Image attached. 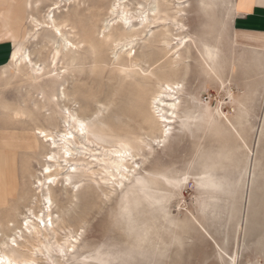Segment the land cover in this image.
Masks as SVG:
<instances>
[{
	"label": "snow or ice",
	"instance_id": "snow-or-ice-1",
	"mask_svg": "<svg viewBox=\"0 0 264 264\" xmlns=\"http://www.w3.org/2000/svg\"><path fill=\"white\" fill-rule=\"evenodd\" d=\"M61 6V3L44 4L43 0L35 3L36 12L30 15L34 30L22 40L16 41L13 61H22L25 67L32 65L24 44L35 35L44 34L53 42L52 59L47 62L51 67L35 64L30 76L25 78L39 84L45 79V71L52 78L69 72L78 66L75 58L71 60V67L60 66L62 72L53 70L57 69L62 56L65 64L68 63L69 52L75 54L77 50L90 48L91 55L95 57L98 48L107 50L111 57L110 66L119 70L122 79L140 80L146 93L151 90L145 98L148 123L152 130L147 135H122L113 130L110 135L97 136V127L116 108V94L106 99L104 94L92 91L85 93L84 102L80 103L79 94L66 95L63 88L47 98L41 93L40 99L45 101V106H36L33 119L41 113L51 115L48 107L50 103L54 102L59 108L55 131L41 130L39 126L36 129L38 136L51 142L53 150L52 154L45 153V160L49 163L42 165L41 176L33 180L34 186L41 189L42 202L39 211L33 206L26 212L22 227L8 224L6 227L9 231L0 233V264H166L164 257L167 246L154 244L151 249L146 247L152 229L137 222L135 211L140 205L137 203L136 209L133 208L129 193L150 192L149 201L154 215L163 218L172 228L178 225L169 215V200L175 195L174 189L181 190L191 182L194 170L203 171V175L197 177L196 185L203 192L234 194L238 185L227 175H216L218 169L233 160V151L223 149L199 159L184 157L179 161L173 159L171 152L172 145L178 140L175 135L177 124L179 130L184 132L194 128L191 120L186 116L182 118L179 110L186 88L182 75L184 49L190 42L196 43L198 48L203 44L202 56L213 78L217 77L215 61L219 49L209 45L207 40L198 42L192 36L188 40L182 38L181 32L186 34L187 30L180 21L192 7L187 0H177L175 3H168L167 0L164 3L160 0H110L103 6L91 8L88 4H78L76 13L79 19L83 21L85 18L79 16L80 9H88L86 15H96L98 11V19L103 25L100 27L98 24L91 41L83 43L69 39V33H79L69 9H65L69 14L61 20L53 15L54 10ZM32 7L30 2L28 8ZM209 7L211 5L207 3L199 5L202 11ZM173 25L180 31L172 33L170 28ZM224 26H227V21ZM133 30L143 32L145 40L159 37L156 47L166 53L168 61L173 62L175 79L155 83L158 61L160 64L164 61L159 57L148 59L146 55L138 53L136 44L140 37L129 35ZM121 53L126 55V62ZM220 87L224 88L222 80ZM161 89L170 94V110H161ZM191 99L194 103L200 102L194 97ZM0 111L11 113L10 103L0 100ZM216 111L219 114L220 110ZM20 116L21 110L15 109L13 118L18 119ZM90 145H94L95 150ZM102 147L103 151H100ZM53 163L62 169L65 186V195L62 199L57 197L55 201L51 193L45 194L42 191L45 184L51 187L56 182ZM146 166L148 170H145ZM116 197L120 198V205L119 211L112 218L111 227L122 229L134 237V242L125 245L113 243L104 254L100 250L92 252L85 246L89 225L85 205L97 199L113 201ZM215 202L214 197H200L197 201L198 212L205 217L209 213L216 217ZM54 206L55 219L52 216ZM169 234L174 241H178L174 233ZM29 240L33 243L29 244ZM259 248L260 256L255 264H264V239L260 241ZM8 252L12 253L11 257L6 256ZM219 255L221 264H239L237 255L228 253L226 249L220 251ZM248 264H253V261L249 260Z\"/></svg>",
	"mask_w": 264,
	"mask_h": 264
},
{
	"label": "rangeland",
	"instance_id": "rangeland-1",
	"mask_svg": "<svg viewBox=\"0 0 264 264\" xmlns=\"http://www.w3.org/2000/svg\"><path fill=\"white\" fill-rule=\"evenodd\" d=\"M162 1L165 2V0L160 2L164 3ZM109 2L110 0H71V3L69 0H43V3L48 5L61 3V8L53 12L58 20L69 14L65 9L70 10L79 33L78 35L69 33V39L79 40L81 43L85 42L84 37L89 34L94 37L98 24L100 27L103 25L98 19V11L96 15H86L88 9H80L79 16L85 18L83 21L79 19L76 13L77 5L88 4L91 8ZM189 3L192 7L183 18L187 32L198 42L207 40L208 44L220 49L219 58L215 61L216 70L220 74L216 78L209 75L200 55L203 44L198 48L196 43L190 42L187 51L191 57L182 67L186 88L182 94L180 113L183 115L189 108L194 115L191 120L194 128L192 131L184 132L179 130L177 124L175 135L178 140L172 145L171 152L173 159L179 161L184 157L199 159L223 149L233 151V160L218 169L216 175L217 177L227 175L238 187L233 195L205 193L196 186L197 177L203 175L202 170H194L191 182L181 190L174 189L175 195L168 203L169 215L178 225L176 228H172L163 218L154 215L149 201L150 192L136 191L129 195L132 196L134 209L137 203L140 205L135 211L137 222L152 229L146 247L151 249L154 244L167 246V254L164 257L166 264H221L219 252L225 249L228 253L237 255L239 264H248L249 260L255 264L260 256V241L264 239V61L250 59L234 61L232 59L235 56L234 50L231 51L232 55L228 56L225 51L222 52L228 49L227 46L215 44L226 32L224 22H228L227 11L225 12L219 0L214 3L215 9L211 6L206 11L199 8L200 0H189ZM28 12L29 17L24 20L23 28L32 32L34 25L30 21V15L36 12L35 5ZM139 37L140 40L136 44L138 53L146 55L148 59L159 57L165 62L164 51L156 47L158 36L150 37L148 40L144 39V35L140 34ZM6 39L9 38H5L3 42H8ZM45 40L47 37L44 34H38L29 39L25 46L32 61L47 68L51 67L47 62L52 57V45ZM13 49L14 44L11 42L0 44V54L5 51L0 60V100L9 102L12 109L22 106L34 113L35 102H38V105H45V101L40 99L41 93L47 98L60 88H64L66 95L79 94L80 103L84 102V95L88 92L102 93L106 99L116 94L115 110L96 129L100 136L110 135L113 130L122 135L138 133L147 135L150 132L147 124L140 118L147 108L144 98L147 94L134 82L141 81L122 79L119 70L110 66L111 57L107 50L98 48L95 57L91 55L90 48L77 50V67L55 78L50 77L45 71V79L39 84H34L30 78H25L31 73L27 67L17 69L10 61L9 56ZM121 57L127 61L123 53ZM164 62L160 64L158 61L159 66H163ZM61 65L64 66L62 61L57 65V69L53 70L62 72ZM159 66L155 70L157 73L162 67ZM166 71L165 69L164 72ZM220 80L223 81L224 88L220 87ZM193 97L200 102L194 103L191 99ZM48 107L51 115L47 113L36 115L37 123L55 131L59 108L54 102L48 104ZM215 107L219 108V114L214 111ZM207 109L210 111H206ZM28 118L15 119L12 112L0 111V134L4 130L11 131L2 140L0 138V145L11 143L17 147L16 175L19 180L18 193L15 196L7 195L2 182L0 222L10 219L19 225L26 206L30 204L29 194L35 188L33 180L41 176L42 165L45 163L44 154L48 151L46 142L37 150H26L19 145L16 138L21 129L35 125L34 120ZM213 121L214 123H210ZM15 129L18 131L15 132ZM91 146L95 150V146ZM145 170H148L147 166ZM49 192L54 201L57 197L63 198L65 186L62 174L58 177V183L51 186ZM202 196L215 198L216 217L211 213L205 217L198 212L197 201ZM119 205V197L108 202L97 199L85 205L84 210L89 217L85 246L90 251L100 250L101 254H104L113 243L125 245L134 242V237L122 229L111 227L112 218L119 211ZM35 208L38 210L40 205ZM52 216L55 219V206ZM197 216L199 219H196ZM7 231L9 230L0 226V233ZM170 232L179 238L178 241H174Z\"/></svg>",
	"mask_w": 264,
	"mask_h": 264
},
{
	"label": "bare ground",
	"instance_id": "bare-ground-1",
	"mask_svg": "<svg viewBox=\"0 0 264 264\" xmlns=\"http://www.w3.org/2000/svg\"><path fill=\"white\" fill-rule=\"evenodd\" d=\"M167 1L170 2V3L177 2V0H167ZM215 1L216 0H200L201 3H207V4L211 5L212 8L215 5L214 4ZM219 1L224 5L226 0H219ZM30 2L34 6L35 3L37 2V0H0V38H4V37L5 38H11V40H12L11 42L14 44V49L11 52V54L9 56V59H10L11 62H13L14 66L17 69L19 67H24L22 61L14 62L13 61V56L15 54L16 47H17L16 41L17 40H22V38L24 36H27L28 33L30 32L29 30L23 28L24 20L29 17L28 4ZM162 2H164V1H162ZM187 2L189 3V0H187ZM213 9H215V8H213ZM180 23H182L184 25L185 29L188 30L186 24L183 22V19H181ZM137 27H139V26H137ZM170 31L172 33H176V32H178L180 30L177 29L175 25H173V26H171ZM140 34L144 35L143 32H139V33L132 32V33H130V35H140ZM160 35H163V33H161ZM91 36L92 35L89 34V35H87V37H84V41L90 42L91 39H92ZM181 36H182V38L184 40H188L190 35L188 34V32L186 34L184 32H181ZM235 38H236L237 41H242L243 40L246 43H252V44L263 43V45H264V36H260V35H253L251 33L250 34H240V33L238 34V33H236L235 34ZM45 41H47L48 43H51L52 48H53V42L49 38H47V40H45ZM158 41H159V39H158ZM3 43H8V42H3ZM3 43H0V44H3ZM25 44H24V49H25V52H26L27 50H26ZM189 44H188V46H189ZM209 45L213 46L212 44H209ZM187 48L184 49V56H183V64H185V65L187 64V62L189 61V58L191 57L188 54ZM26 54H28V53L26 52ZM76 54L77 53L73 54L72 52L68 53V63L67 64H65L64 57L63 56L61 57L60 61H62L64 63V67H68L69 65H71V60L73 58L76 59V56H77ZM163 54H164V56L166 58V53L164 52ZM200 55H201L202 60L205 62V60H204V58L202 56V53H200ZM51 59H52V57H51ZM221 59H222V57H221ZM32 62H33L32 65L27 66V68L30 71H32L33 65L37 64L35 61H32ZM161 66H159V67H161ZM164 68L167 70L166 72H164V70H165ZM175 71H176V69L173 67V62L168 61L167 58H166L165 62H164V65L159 70V73L156 72L157 80L155 81V83L159 84L161 80H165L166 81L168 79H175L176 78ZM216 72H217V75L220 74L217 70H216ZM134 83L138 87L142 88V90H143V87H142L141 83H139V82H134ZM144 92H145V90H144ZM150 93H151V90H149V92L145 93V94L150 95ZM37 103L38 102L34 103V106H35L34 108H36V106L39 104V103L38 104ZM159 103H160L161 110H170V109H168V104L171 103V97H170V94H168L164 89L160 90ZM39 106L41 108H43L45 105L43 104V105H39ZM15 109H20L21 110L20 118L29 117L32 120H34V123H35V125L33 127L27 128V129H21L19 131L20 133L16 136L17 140L19 141V145L23 149H26V150H37V149H39L42 146L43 142H46L47 146H48L47 153L48 154H52L53 150L51 148V142L50 141H45L43 137L38 136L37 131H36L38 126L41 128V130H49V129H47L46 127L42 126L41 124H38L37 123V118H35V119L32 118V115L34 113L31 110L27 111L22 106H16V108L12 109L13 117L15 115ZM217 109H219V108L215 107L214 111L217 112L216 111ZM25 114H27V115H25ZM213 114H215V113L213 112ZM181 116H182V118L186 116L190 120H192L194 118V115L189 110V108L186 109L184 111V114L181 115ZM140 118H141V121L143 123L147 124V128L149 129V131H151L152 130V126L149 125V123H148L147 108H145L144 112H142V116L140 115ZM45 121H46V119H45ZM14 131L17 132L18 130L15 129ZM10 132L11 131H7L6 132V130L2 131V133L0 134L1 140L3 138H5L7 135H9L8 133H10ZM96 134H97V136H100V133L97 130H96ZM14 135H15V133H14ZM128 135H132V134H128ZM133 135H135V134H133ZM78 143H79V141H78ZM90 147L92 148L91 145H90ZM101 149L103 151V147ZM16 154H17V147L11 145V143L10 144L2 143L0 145V194H1V191L3 190L2 189V182L4 184V190L6 191L7 195L15 196L18 193L19 180H18L17 175H16V172H17V157H16ZM44 156H45V154H44ZM48 163L49 162L45 160V163L43 165H46ZM76 163L79 164V161H76ZM53 167L56 168V182L53 185H51V186H54V185H56L58 183V177L60 176V174H62V178H64V173H63L62 169L59 168L54 163H53ZM201 172L203 173V171H201ZM41 174H42V169H41ZM44 187H46V188L44 189ZM44 187H43L42 191L45 194H49L50 193L49 191L51 190V187H49L47 184H45ZM23 192H24V190H23ZM40 193H41V189L35 187L33 192L31 194H29L30 204H28L26 206V211L23 213V217L19 221V226L20 227L23 226L22 225V221H23V218H24L26 212L28 210H31V208L33 206L38 207V205H41L42 198L40 197ZM25 194H26V191H25ZM21 195L23 197V193ZM39 209L37 211H39ZM8 224H14V223L10 219H8V220L4 219V220H2L0 222V226L5 227L7 230H9L6 227V225H8ZM32 243H33V241L29 240V244H32ZM11 255H12L11 252L6 253L7 257H11Z\"/></svg>",
	"mask_w": 264,
	"mask_h": 264
},
{
	"label": "crops",
	"instance_id": "crops-1",
	"mask_svg": "<svg viewBox=\"0 0 264 264\" xmlns=\"http://www.w3.org/2000/svg\"><path fill=\"white\" fill-rule=\"evenodd\" d=\"M223 7L228 15L226 32L215 44L227 46L228 51L224 49L222 52H226L228 56L232 55L231 51L234 50L235 56L232 58L234 61L238 59L264 61L263 43H246L235 38L236 33L264 36V0H226ZM4 39L0 38V43H3ZM6 40L12 41L10 38ZM3 55L5 51L0 54V60Z\"/></svg>",
	"mask_w": 264,
	"mask_h": 264
}]
</instances>
